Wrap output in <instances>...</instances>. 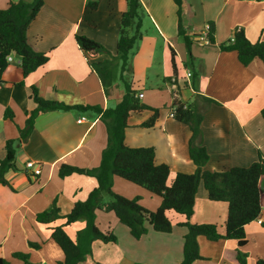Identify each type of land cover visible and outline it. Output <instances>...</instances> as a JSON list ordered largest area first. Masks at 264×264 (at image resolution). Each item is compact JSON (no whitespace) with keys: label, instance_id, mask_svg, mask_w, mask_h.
Masks as SVG:
<instances>
[{"label":"crops","instance_id":"obj_1","mask_svg":"<svg viewBox=\"0 0 264 264\" xmlns=\"http://www.w3.org/2000/svg\"><path fill=\"white\" fill-rule=\"evenodd\" d=\"M20 1L33 0H0V9ZM95 3V9L89 8ZM142 5L146 12L144 37L134 51L131 75L137 96L144 94L140 101L148 108L129 116L126 145L154 148L157 164L169 166L170 178L177 173L194 174L197 166L189 152L192 132L188 125L175 120L172 108L176 101L196 100L201 105L203 97H207L216 103L209 106L201 124V143L210 156L204 170L223 172L252 165L259 153L264 156V63L256 59L244 66L237 52H224L219 46L240 29L254 43L264 40V0H183L182 22L193 41V62L187 59L188 51L179 34L175 2L142 0ZM127 9V0H45L30 25L28 42L35 51L47 53L48 62L25 77L21 58L12 54L3 74L0 159L7 155V141L17 138L25 127L26 111L37 107L31 97L33 85L43 98L70 106L106 110L122 100V82L117 79L106 94L90 60L116 56L121 17ZM207 24L214 27L215 44L208 43ZM77 35L96 41L108 52L85 54ZM186 70L193 74L187 87ZM8 108L14 114L13 120L4 117ZM154 110H158L154 124L146 125ZM83 116L87 120L78 123ZM107 142L106 126L95 113L50 111L36 118L34 131L18 150V170L6 175L13 190L0 184V258L8 264H23L14 256L22 252L30 255L33 264H60L65 260L52 238V229L65 225L66 219L44 225L37 221V215L51 210L54 201L62 215H67L75 203L88 198L98 186L97 180L79 174L61 178L59 169L64 164L83 169L98 167ZM28 161L40 166V175L34 176L26 169ZM260 188L263 222L264 176ZM113 190L128 199L139 197L140 204L151 211L162 203L160 197L121 178H115ZM227 214V203L210 201L200 187L192 222L216 224L224 233ZM174 219L175 224L183 220L181 216ZM96 222L101 230L112 232L117 242L96 241L92 256L82 264H179L183 260L184 236L188 232L185 227L175 225L170 234L149 227L148 234L136 240L114 213L98 211ZM85 227L86 221L79 220L66 225L65 231L76 241L78 232ZM246 236L248 243L243 250L251 251L248 264H257L264 260V226L258 221L251 223L246 227ZM198 242L202 259L193 264H229L224 259L225 250L238 248L235 240L213 242L202 236ZM29 243L39 244L40 248H31Z\"/></svg>","mask_w":264,"mask_h":264},{"label":"trees","instance_id":"obj_2","mask_svg":"<svg viewBox=\"0 0 264 264\" xmlns=\"http://www.w3.org/2000/svg\"><path fill=\"white\" fill-rule=\"evenodd\" d=\"M173 1L178 7L179 34L184 40L189 61L193 62L191 51L193 41L187 35L182 22L183 0ZM127 3L128 9L121 17L116 56L113 59L90 60L91 68L97 73L106 94L113 88L117 79L122 82L125 89L122 100L115 107L106 110L98 106H70L60 101L43 98L39 89L35 85L31 86V97L37 107L32 111H26L25 127L19 130L17 138L10 139L6 143L7 155L4 159H0V184L12 188L6 175L18 170L16 166L18 150L34 131L36 118L40 114L50 111L95 113L101 116L108 135L107 146L103 150L100 165L96 168L83 169L64 164L59 169V176L65 178L73 174L86 175L95 178L98 186L85 201L75 203L67 215H62L57 201L53 202L51 210L37 215V221L44 225H49L62 218L66 219L65 225L52 229V238L65 256V260L60 264L84 263L89 256H92L96 241L117 242V237L112 232L103 231L98 226L96 222L98 211L114 213L136 240L146 236L149 227H152L155 232L164 234L172 233L175 225L187 228L188 232L184 236L183 260L179 264H193L202 259L198 242L199 237L202 236L213 242L237 241L238 248L225 250L224 259L229 264H248L249 256L243 250L248 243L246 227L261 219L262 216L260 180L264 176V156L259 153L258 160L249 167H233L223 172L204 170L210 156L206 147L201 143L203 139L201 124L209 106L216 101L207 97H203L201 105L197 104L196 100L193 103L176 101L172 108L175 120L188 125L192 132L189 152L197 166L194 174L177 173L170 178L169 166L157 164L154 148H131L125 143L129 116L148 108L137 97V90L133 88L131 75L134 51L144 37L143 20L146 12L142 0H127ZM44 5L45 0L20 1L10 3L6 9H0L1 86L4 85L3 74L9 65L8 58L12 54L21 58V67L25 77L48 62V54L35 51L28 42L30 25ZM97 6L96 3L89 4V8L92 9ZM207 38L210 44H215L213 26ZM76 40L85 54L102 55L108 52L104 46L86 36L77 35ZM219 48L224 52H237L238 59L244 66H248L256 59L264 63V40L255 43L250 41L243 29L237 30L232 38L222 43ZM184 83L187 87V82ZM154 112V116L146 125L154 124L158 110ZM261 115L264 119V108ZM4 117L13 120L12 110L8 108ZM115 178H121L157 195L162 199L160 207L156 211H151L140 204L139 197L128 199L115 193L113 190ZM200 187L205 189L210 201L227 203L228 214L224 233L216 224L192 222ZM105 195L110 197L109 202L105 201ZM172 215H179L183 220L175 224ZM79 220H85L86 227L78 232L77 240L74 241L65 231V226ZM262 225L264 226V221ZM29 245L34 249L40 248V245L36 243H29ZM14 256L22 260L23 264H33L29 254L18 252ZM0 264H8V262L0 258ZM257 264H264V260H259Z\"/></svg>","mask_w":264,"mask_h":264},{"label":"built area","instance_id":"obj_3","mask_svg":"<svg viewBox=\"0 0 264 264\" xmlns=\"http://www.w3.org/2000/svg\"><path fill=\"white\" fill-rule=\"evenodd\" d=\"M211 25L210 24H207L206 26H205V31L207 32V35L209 34V32H210V30H211ZM207 40H208V38H207ZM234 39H232V41H233ZM209 41V40H208ZM207 41V42H208ZM209 43V42H208ZM8 61L9 62H11L12 61V58H11V56L8 58ZM192 76H193V74H192V72L190 71V70H186V74H185V81L187 82V84H191V79H192ZM139 99H142L143 97H144V94H140V95H138L137 96ZM173 115V114H172ZM87 119H86V117L85 116H83V117H81L79 120H78V123H83V122H85ZM26 169L31 173V174H33L34 176H38V175H40L41 174V168H40V166L37 164V163H35V162H33V161H28L27 163H26ZM258 222L260 223V224H262V220L261 219H259L258 220Z\"/></svg>","mask_w":264,"mask_h":264},{"label":"rangeland","instance_id":"obj_4","mask_svg":"<svg viewBox=\"0 0 264 264\" xmlns=\"http://www.w3.org/2000/svg\"><path fill=\"white\" fill-rule=\"evenodd\" d=\"M186 49V48H185ZM187 50V49H186ZM188 53V52H187ZM189 56H188V54H187V59H189L188 58ZM145 189V188H144ZM157 195H155V197H156ZM158 197V196H157ZM136 198V197H135ZM107 199H109V201H110V197L108 196V195H106L105 196V200H107ZM108 200H107V202H109ZM176 217H180L179 215H173V219L174 218H176ZM175 220V219H174ZM0 224H1V222H0ZM2 232H3V228L0 226V235L2 234ZM249 252H251V251H246V254L249 256Z\"/></svg>","mask_w":264,"mask_h":264}]
</instances>
